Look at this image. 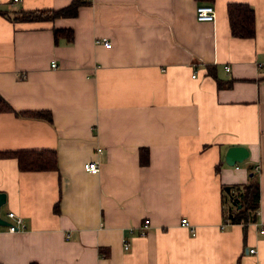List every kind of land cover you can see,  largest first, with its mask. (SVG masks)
<instances>
[{"label": "crops", "instance_id": "crops-1", "mask_svg": "<svg viewBox=\"0 0 264 264\" xmlns=\"http://www.w3.org/2000/svg\"><path fill=\"white\" fill-rule=\"evenodd\" d=\"M71 1L0 0V97L13 109L0 110V151L57 162L22 170L0 156V215L25 223L0 225V264H264V0H84L73 16L13 18ZM200 3L213 21L195 19ZM234 3L253 10L251 36L231 32ZM37 110L51 121L24 113ZM232 145L249 153L230 166ZM252 174L255 220L224 222L223 187Z\"/></svg>", "mask_w": 264, "mask_h": 264}, {"label": "trees", "instance_id": "trees-1", "mask_svg": "<svg viewBox=\"0 0 264 264\" xmlns=\"http://www.w3.org/2000/svg\"><path fill=\"white\" fill-rule=\"evenodd\" d=\"M84 0H72L69 4L58 9H20L15 11L13 18L20 21L50 20L58 16H73L77 13L78 7L83 5ZM230 19L231 32L236 36H251L254 33L253 10L246 4H230L227 9ZM55 38L65 36L67 41L72 40V31L69 28H54ZM0 110H13L11 106L0 97ZM30 116H38L51 121L50 112L46 110L26 111ZM0 156L15 157L18 166L22 170H44L56 169V155L53 150L20 149L12 151H0ZM230 192L223 191V200L228 201V205L223 207L222 213L224 222L247 223L254 221L258 209L259 184L255 175H251L250 180L241 185H230ZM240 205V206H239ZM57 209V205H55ZM36 264V263H31Z\"/></svg>", "mask_w": 264, "mask_h": 264}, {"label": "built area", "instance_id": "built-area-1", "mask_svg": "<svg viewBox=\"0 0 264 264\" xmlns=\"http://www.w3.org/2000/svg\"><path fill=\"white\" fill-rule=\"evenodd\" d=\"M194 16L197 21H213L215 17V9L212 4L200 3L195 6ZM94 42L96 44H102L105 47L111 46V42L109 41V39H107V37H104V36L95 37ZM51 65H55V63L53 62L51 63ZM192 76H195V74L193 73ZM83 168L86 171H89L91 173H95L98 171L97 163L92 160L84 162ZM254 168L256 171L260 169L258 164H256ZM7 216L12 219V221H10V223L7 225L8 231L14 232L19 229H23L25 227V223L22 217L16 214L14 211H8ZM147 223H148V220L145 219L143 221L142 226L139 227L140 228L139 234L146 233ZM180 223L184 226H187L191 234L193 235L195 234L194 228L190 225V222L188 221L186 217H182L180 219ZM261 230L264 231V227H262ZM124 248H128L127 242H124ZM250 250L253 251V249H250Z\"/></svg>", "mask_w": 264, "mask_h": 264}, {"label": "water", "instance_id": "water-1", "mask_svg": "<svg viewBox=\"0 0 264 264\" xmlns=\"http://www.w3.org/2000/svg\"><path fill=\"white\" fill-rule=\"evenodd\" d=\"M248 153L249 152L247 147L243 145H232L227 148L224 155V161L226 164L232 166L237 162H242L244 159H246L248 157ZM223 189L226 193L229 194L230 192L229 185H225ZM4 200H5V194L3 192H0V205L4 202ZM9 223H10L9 220L3 218L0 215V225H8Z\"/></svg>", "mask_w": 264, "mask_h": 264}]
</instances>
